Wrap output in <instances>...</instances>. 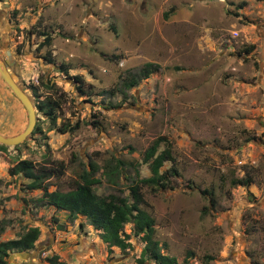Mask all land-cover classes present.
<instances>
[{
    "label": "rangeland",
    "instance_id": "rangeland-1",
    "mask_svg": "<svg viewBox=\"0 0 264 264\" xmlns=\"http://www.w3.org/2000/svg\"><path fill=\"white\" fill-rule=\"evenodd\" d=\"M0 5L8 59L16 60L14 75L32 97L40 127L21 144L0 147V241L39 226L35 248L25 251L37 264L53 257L56 264H136L145 242L132 223L125 226L131 246L111 248L87 217L47 204L43 189L9 168L32 160L50 174L51 191H68L96 165L97 194L127 195L132 178L151 175L145 150L164 138L180 175L167 189H143L163 252L178 264L264 260V0ZM149 61L159 70L127 89L124 80ZM49 96L60 98L56 120L38 108ZM26 123L0 75V132L19 133ZM247 174L251 185L234 183ZM19 253L6 257L9 264L27 263Z\"/></svg>",
    "mask_w": 264,
    "mask_h": 264
},
{
    "label": "trees",
    "instance_id": "trees-1",
    "mask_svg": "<svg viewBox=\"0 0 264 264\" xmlns=\"http://www.w3.org/2000/svg\"><path fill=\"white\" fill-rule=\"evenodd\" d=\"M174 9V8H173ZM160 65L156 62H146L141 69L131 75L130 79L124 80L125 87H135L141 79L147 78L151 73L158 71ZM61 71L69 74V69L64 64L61 65ZM74 79L81 82V76L75 75ZM50 87V86H48ZM82 90V87H79ZM112 93V92H111ZM38 103V108L45 114L56 120L57 109L61 105L60 98L52 96L47 97ZM78 127V123L76 124ZM73 128H59L61 133L71 131ZM40 130L35 128L34 132ZM162 139V140H161ZM155 140L144 152L143 162L149 164L151 171L150 176L132 178L128 188L127 195L109 194L101 196L96 193L94 183L98 182V178L92 176L93 171L98 167L92 165V171L84 170L80 178L75 181L73 189L62 191L58 187L55 190L49 189L46 179L50 177L45 170H40L36 164L29 159H20L16 164L9 168L11 175L23 174L30 179V188L43 189V198L47 204L55 206L60 210H66L71 215L82 214L89 220V223L95 228L100 229V236L109 247L117 246L122 250H127L131 246L129 235L125 234V226L128 223L134 225V232L141 236L145 242V246L141 253L139 262L144 260H152L157 264H178V260L174 256L166 254L162 250V246L155 238L156 218L153 214L145 209V197L143 189L150 186L153 189H167L170 186V179L180 175V170L175 163L173 146L164 138ZM165 141V143H163ZM163 144V146H162ZM2 149L7 148L6 145L0 144ZM171 162V166L167 167L166 163ZM122 164L118 160L116 166H112V171H119V165ZM61 169L64 168L63 162H60ZM108 174V171H106ZM254 182L253 175L247 174L235 180L236 185L249 186ZM5 228L0 226V234ZM41 234L39 226H31L24 231L18 238L0 241V264H9L6 259L12 251L24 252L32 250L36 246V241ZM191 252L190 255H192ZM52 264L58 263V258H49Z\"/></svg>",
    "mask_w": 264,
    "mask_h": 264
},
{
    "label": "water",
    "instance_id": "water-1",
    "mask_svg": "<svg viewBox=\"0 0 264 264\" xmlns=\"http://www.w3.org/2000/svg\"><path fill=\"white\" fill-rule=\"evenodd\" d=\"M0 75L2 76L8 89L21 102L27 114V123L23 131L12 135H8L0 132V144H4L8 146H16L27 140L28 137L33 133L38 120L37 108L32 97L29 95L27 90L21 86L17 77L12 73L11 69L7 66L5 60H3L1 56H0ZM19 255L23 256V258H28L30 256L29 253H24V252H20Z\"/></svg>",
    "mask_w": 264,
    "mask_h": 264
},
{
    "label": "flooded vegetation",
    "instance_id": "flooded-vegetation-1",
    "mask_svg": "<svg viewBox=\"0 0 264 264\" xmlns=\"http://www.w3.org/2000/svg\"><path fill=\"white\" fill-rule=\"evenodd\" d=\"M3 23H4L3 22V12L1 9V5H0V56L3 58V60H5V63L7 64V66L11 69L12 73L14 74L15 72L13 71L12 67L14 63L16 64V60H13V58H11L10 60L8 59L9 57H11V52L9 51V45H8L9 34H8V30L5 31L2 29ZM140 258L141 256L138 258L136 264H150V263L157 264L155 261H152V260H144L142 263H140L139 262ZM25 259L27 262L26 264H37L35 263L34 254H31L28 258H25ZM248 259L250 260V264H264V260L262 262L256 261L254 258H251L250 255H248ZM244 264H248V261L247 263H244Z\"/></svg>",
    "mask_w": 264,
    "mask_h": 264
},
{
    "label": "built area",
    "instance_id": "built-area-1",
    "mask_svg": "<svg viewBox=\"0 0 264 264\" xmlns=\"http://www.w3.org/2000/svg\"><path fill=\"white\" fill-rule=\"evenodd\" d=\"M123 63V62H122Z\"/></svg>",
    "mask_w": 264,
    "mask_h": 264
}]
</instances>
